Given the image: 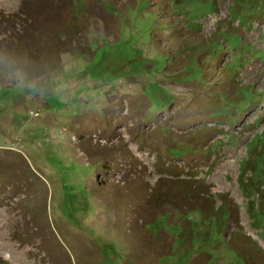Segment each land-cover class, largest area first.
Here are the masks:
<instances>
[{"label": "rangeland", "instance_id": "obj_1", "mask_svg": "<svg viewBox=\"0 0 264 264\" xmlns=\"http://www.w3.org/2000/svg\"><path fill=\"white\" fill-rule=\"evenodd\" d=\"M217 6L0 0V233L12 252L264 264V0L222 2L204 32ZM111 172L132 179L121 203Z\"/></svg>", "mask_w": 264, "mask_h": 264}, {"label": "bare ground", "instance_id": "obj_2", "mask_svg": "<svg viewBox=\"0 0 264 264\" xmlns=\"http://www.w3.org/2000/svg\"><path fill=\"white\" fill-rule=\"evenodd\" d=\"M126 115V114H125ZM116 121V120H115ZM126 129V128H125ZM126 133V132H125ZM99 135V134H98ZM90 137V136H89ZM88 137V138H89ZM87 138V139H88ZM98 138V137H97ZM101 139V138H100ZM99 140V139H98ZM97 140V141H98ZM125 140L126 141H129L130 140V138L128 137V136H125ZM120 142V139L117 141V140H115L114 142H113V145H114V143H116V144H118ZM109 143V142H108ZM106 144V143H105ZM106 145H108V144H106ZM135 151H137L136 149H135ZM125 154V153H124ZM108 175H110V179H109V181H108V183L106 184V190L109 192V193H111V194H113L115 197H116V199L118 198V200H119V203H121L122 202V197H124L125 195H127V196H129V194H130V191L128 190L129 189V186L131 185V181H132V179L129 181V182H125L124 184H121V181L123 180L122 178V176L121 175H118V176H116V177H113L112 178V175H114L113 174V172H111V173H109ZM108 177V176H107ZM122 188H125L124 190L122 189ZM105 190V191H106ZM106 191V192H107ZM121 205V204H120ZM142 206H136V210L135 211H137V212H139V213H141V210H142ZM9 217V218H8ZM134 217V216H133ZM136 217V216H135ZM6 219H13L14 221H16L18 218H15V216H13V215H8V214H6ZM1 225L2 224H0V227H1ZM131 226H134V223H132L131 224ZM14 246V245H13ZM13 247L11 246V244H10V242H7V241H3V235H2V233H0V250H4L5 252H3L4 253V256L6 257V258H8V259H10V261H11V263L12 264H33V261H30V262H26L24 259H25V255L24 254H26L28 251H26V250H28V249H26V250H23V251H20V252H12V249ZM15 248V247H14ZM30 250V249H29ZM32 252V251H31ZM0 253H1V251H0ZM9 253V254H8ZM37 264H38V262H37Z\"/></svg>", "mask_w": 264, "mask_h": 264}, {"label": "clouds", "instance_id": "obj_3", "mask_svg": "<svg viewBox=\"0 0 264 264\" xmlns=\"http://www.w3.org/2000/svg\"><path fill=\"white\" fill-rule=\"evenodd\" d=\"M222 2H227V0H218V6H217V9L215 10V12L214 13H212V14H210L209 16H207L205 19H203V23L205 24V28H204V32H206V30H209L208 32L210 33L214 28H215V25H216V23L218 22V20L220 19V13H219V11H218V7L219 8H221V3ZM236 3V2H235ZM235 3H233V5L235 4ZM230 17H231V15H230ZM264 24V23H263ZM38 115V114H37ZM36 115V116H37ZM240 170V169H239ZM243 170L244 169H242V170H240V172H239V175H238V177H237V184H238V186H240V185H243L244 187H246L245 185H246V183H245V181H242L241 180V177L239 178V176L243 173ZM242 176V175H241ZM245 176V175H244ZM250 182H251V179H250ZM239 183H241V184H239ZM251 184H252V182H251Z\"/></svg>", "mask_w": 264, "mask_h": 264}, {"label": "trees", "instance_id": "obj_4", "mask_svg": "<svg viewBox=\"0 0 264 264\" xmlns=\"http://www.w3.org/2000/svg\"><path fill=\"white\" fill-rule=\"evenodd\" d=\"M241 177V175L239 176V178Z\"/></svg>", "mask_w": 264, "mask_h": 264}, {"label": "built area", "instance_id": "obj_5", "mask_svg": "<svg viewBox=\"0 0 264 264\" xmlns=\"http://www.w3.org/2000/svg\"><path fill=\"white\" fill-rule=\"evenodd\" d=\"M35 115H37V114H35Z\"/></svg>", "mask_w": 264, "mask_h": 264}]
</instances>
